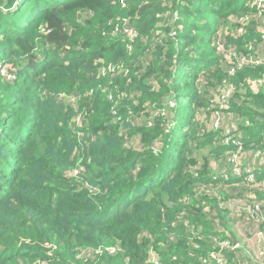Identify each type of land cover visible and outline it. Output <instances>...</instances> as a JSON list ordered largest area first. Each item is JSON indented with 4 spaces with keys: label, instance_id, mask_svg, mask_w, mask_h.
<instances>
[{
    "label": "trees",
    "instance_id": "trees-1",
    "mask_svg": "<svg viewBox=\"0 0 264 264\" xmlns=\"http://www.w3.org/2000/svg\"><path fill=\"white\" fill-rule=\"evenodd\" d=\"M256 1L0 0V264H264Z\"/></svg>",
    "mask_w": 264,
    "mask_h": 264
},
{
    "label": "built area",
    "instance_id": "built-area-1",
    "mask_svg": "<svg viewBox=\"0 0 264 264\" xmlns=\"http://www.w3.org/2000/svg\"><path fill=\"white\" fill-rule=\"evenodd\" d=\"M264 4V0H257L256 1V5L257 7H262V5ZM131 37H134V35L132 34ZM264 39V36H263ZM258 57L257 58H245V57H236L238 61H240L242 64H253V65H264V47H262V49L258 52ZM216 126H218V123H216ZM215 126V127H216ZM228 142H230V139H228ZM236 143V142H234ZM236 144H240L239 142H237ZM233 164H234V168H233V175H240V169L238 167L237 164V158L233 159ZM248 173H250V176L248 178V180L253 181L254 180V175L251 174V169H248L247 171ZM258 232V231H257ZM223 246H230L229 242H225L222 244ZM238 246V243L235 242L233 244V247L236 248ZM219 264H223L222 260H219Z\"/></svg>",
    "mask_w": 264,
    "mask_h": 264
},
{
    "label": "crops",
    "instance_id": "crops-1",
    "mask_svg": "<svg viewBox=\"0 0 264 264\" xmlns=\"http://www.w3.org/2000/svg\"><path fill=\"white\" fill-rule=\"evenodd\" d=\"M260 162L264 164V156L260 159Z\"/></svg>",
    "mask_w": 264,
    "mask_h": 264
},
{
    "label": "rangeland",
    "instance_id": "rangeland-1",
    "mask_svg": "<svg viewBox=\"0 0 264 264\" xmlns=\"http://www.w3.org/2000/svg\"><path fill=\"white\" fill-rule=\"evenodd\" d=\"M252 244H253V243H252V241H249V245H250L251 247H253V246H254V245L252 246Z\"/></svg>",
    "mask_w": 264,
    "mask_h": 264
}]
</instances>
